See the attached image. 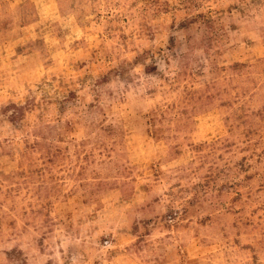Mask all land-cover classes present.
I'll use <instances>...</instances> for the list:
<instances>
[{"label":"rangeland","instance_id":"374dc122","mask_svg":"<svg viewBox=\"0 0 264 264\" xmlns=\"http://www.w3.org/2000/svg\"><path fill=\"white\" fill-rule=\"evenodd\" d=\"M0 264H264V0H0Z\"/></svg>","mask_w":264,"mask_h":264}]
</instances>
